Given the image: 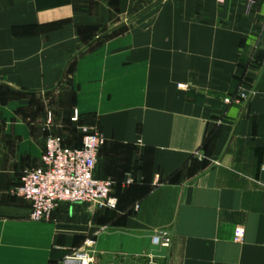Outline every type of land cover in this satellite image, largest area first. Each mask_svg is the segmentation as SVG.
<instances>
[{"label":"crops","instance_id":"crops-1","mask_svg":"<svg viewBox=\"0 0 264 264\" xmlns=\"http://www.w3.org/2000/svg\"><path fill=\"white\" fill-rule=\"evenodd\" d=\"M263 75L264 0H0V264H264ZM85 131L117 208L32 221L13 190Z\"/></svg>","mask_w":264,"mask_h":264},{"label":"built area","instance_id":"built-area-1","mask_svg":"<svg viewBox=\"0 0 264 264\" xmlns=\"http://www.w3.org/2000/svg\"><path fill=\"white\" fill-rule=\"evenodd\" d=\"M231 103V100H227ZM75 113L74 122L78 120ZM105 139L99 133L85 131L82 148H68L59 136L46 140L41 166L26 170L21 184L13 194L31 206V220L45 222L63 205L90 204L102 209H116L118 200L114 197L115 182L101 180L96 176L98 158ZM127 180L126 185L132 184ZM172 236L161 232L154 237V245L168 248ZM85 248L75 250L65 258L63 264H94L92 242Z\"/></svg>","mask_w":264,"mask_h":264},{"label":"water","instance_id":"water-1","mask_svg":"<svg viewBox=\"0 0 264 264\" xmlns=\"http://www.w3.org/2000/svg\"><path fill=\"white\" fill-rule=\"evenodd\" d=\"M257 91L258 92H264V75L261 78V81L258 85Z\"/></svg>","mask_w":264,"mask_h":264}]
</instances>
